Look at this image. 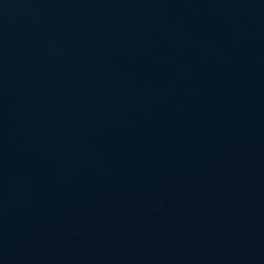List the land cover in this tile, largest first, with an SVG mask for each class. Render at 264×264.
Returning <instances> with one entry per match:
<instances>
[{"label":"water","instance_id":"obj_1","mask_svg":"<svg viewBox=\"0 0 264 264\" xmlns=\"http://www.w3.org/2000/svg\"><path fill=\"white\" fill-rule=\"evenodd\" d=\"M0 264H264V0H0Z\"/></svg>","mask_w":264,"mask_h":264}]
</instances>
